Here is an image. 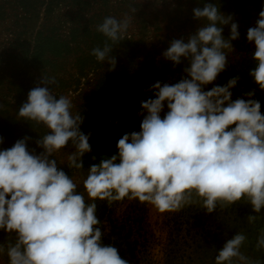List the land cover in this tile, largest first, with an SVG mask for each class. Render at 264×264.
Here are the masks:
<instances>
[{
  "label": "clouds",
  "instance_id": "1",
  "mask_svg": "<svg viewBox=\"0 0 264 264\" xmlns=\"http://www.w3.org/2000/svg\"><path fill=\"white\" fill-rule=\"evenodd\" d=\"M193 11L195 18L206 21L204 26L187 43L173 40L163 53L174 65L188 59L186 75L175 84L150 85L146 91L155 98L140 102V131L124 134L110 157L97 161L93 156L85 168L91 133L81 130L84 117L74 111L72 100L66 95L57 99L48 87L29 92L19 117L50 131L36 142L44 150L39 155L29 152L30 137L0 150V231L6 233L0 257L6 256L7 264H129L117 247L104 243L107 229L97 214L98 202L112 207L137 201L161 214L194 205L208 214L221 213L242 202L256 213L246 217L250 225L264 218V113L255 98L257 89L233 99L240 74L222 86L214 84L227 70L239 26L213 4ZM259 17L247 31L248 41L255 43V65L248 77L264 93V10ZM130 23L128 17L108 16L97 26L107 38L103 47L92 49L97 61L115 68L117 61L109 54L125 38ZM228 24L231 34L225 39L218 25ZM43 83L57 80L45 76ZM209 84L214 86L205 90ZM165 105L168 111L162 118ZM69 143L74 151L65 153ZM61 153L71 177L50 159ZM247 241L244 232H237L216 255L215 264H253L241 251ZM256 241V250L264 249V228Z\"/></svg>",
  "mask_w": 264,
  "mask_h": 264
},
{
  "label": "trees",
  "instance_id": "2",
  "mask_svg": "<svg viewBox=\"0 0 264 264\" xmlns=\"http://www.w3.org/2000/svg\"><path fill=\"white\" fill-rule=\"evenodd\" d=\"M206 4L217 6L221 14L232 16V22L239 26L240 36L231 41L234 51L228 57L227 70L221 73L224 80L219 83L240 74L242 79L233 89L235 94L233 99L241 96L243 92L256 88L255 98L260 100L261 112L264 113V93L248 77V69L255 65L251 58V54L255 51V43L247 39V31L250 28L248 24L255 15L264 10V0H0V29L4 32V35H0V96L8 99L5 103L14 107V114L17 116L15 118V115L11 116L8 113L6 116L0 114V137H3L0 150L11 148L18 140L25 137H30L31 140L37 135L30 128L29 121L19 117V110L26 103L25 97L30 81L33 80L35 87L48 86L49 90H54L56 93L54 96L58 99L57 95L61 90L69 89L72 81L76 83L79 76H74L71 72L66 79L56 76V72L67 68L66 66L73 69L77 75L87 72L88 66L94 63L92 49L97 46L103 47L107 40L97 31V26L105 17L112 16L118 20L130 18V25L134 24L138 36L147 30L145 24L152 21L156 30L168 28L173 31L187 29L197 32L206 21L195 18L193 10L203 9ZM163 21L164 25H162ZM218 26L223 28L222 34H224L227 25ZM132 27L128 28L123 40L112 46V48H123L127 52L128 60H132L134 50L141 51L153 46V43L148 44L142 39H135L137 35L131 31ZM230 29L231 27L225 32L227 39L231 34ZM36 71L40 73L32 78L30 73ZM109 74V76L97 77L91 96H86L89 103L83 104L82 113L86 112L85 108L90 104L103 106L101 101H104L109 94L106 83L113 82L110 80L113 69ZM45 76H54L57 84H44ZM103 94L105 95L102 96ZM87 118L86 116L84 120L86 121ZM90 132L92 133L90 140L106 143L107 148L83 159L85 168L93 163V156L99 161L103 155L110 157L116 154L118 140L128 133L107 126L102 128L101 125H95V129ZM137 204V201H129L122 215L116 218L112 216L114 205L108 207L106 202H98L97 214L105 222L107 229V236L103 240L105 244L111 243L117 247L121 257L129 260V264H151V258L146 260L147 255L150 254L151 235L145 225L142 208ZM193 212L202 215L207 213L206 210L194 205L181 212L168 214V218L164 219L170 237L168 236V242L163 247L162 264H215L216 253L213 252L215 247H220L215 238L217 234L208 235L202 232L207 230L210 222L206 224V221H202L201 225H198V230L205 239H202L201 243L195 242V246L191 244L194 249L192 252L185 253L189 248L183 249L184 246L175 247L177 244L176 236L173 235L175 227L180 221L186 224L187 215ZM216 213H219L214 219L216 227L225 225L222 220L224 214L228 215V218L231 214L233 220L241 222L242 225L246 222L248 241L241 251L247 250L245 255L253 264L256 261L264 264V249L257 251L254 245L257 243L259 230L264 228V218L258 220L255 225H250L246 217L256 213L252 211L250 204L242 202L233 205L232 209L221 213L217 210ZM261 215H264V209ZM199 220L200 217L197 219L198 223ZM3 236L5 232L0 231V242L4 241L1 238Z\"/></svg>",
  "mask_w": 264,
  "mask_h": 264
},
{
  "label": "rangeland",
  "instance_id": "3",
  "mask_svg": "<svg viewBox=\"0 0 264 264\" xmlns=\"http://www.w3.org/2000/svg\"><path fill=\"white\" fill-rule=\"evenodd\" d=\"M259 18V14L255 15L250 20L248 27H255L256 21ZM153 22L154 21L145 24L147 30L144 32V34H140L141 36H138L139 34L136 33L137 29L135 28L134 24L130 25L133 26L131 28V31L137 35L135 39H142L148 44L153 43V46H151L152 48L150 49L145 48L141 51L134 50V55L131 58L132 60H128L127 52H125L123 48L114 47L109 54L117 61L114 69L107 61L99 62L94 57V63L88 66L87 72L83 75H77L75 71L69 66H66L67 68H63L62 70L56 72V76L66 79H68V73L71 72L74 73V76H79L76 83L73 80L70 88L61 90L57 97L59 99L60 95L68 96L72 100L74 111H79L84 118L86 116L88 117L86 121L84 120L83 124L81 125V130L85 134H88L91 130H94L95 125H101L102 128L104 126L112 127L122 132L128 133L133 131H140V123L143 119V117L139 115L142 110L140 102L142 100H147L149 97L155 98L153 92L146 91L147 89H149L150 85L158 81L161 83L175 84L186 75L184 69L186 67H190V62L188 59L182 58V63H180L179 65H174L172 61L164 57L163 53L171 46V42L173 40L183 39L184 42L187 43L190 36L194 35L196 32L187 29L185 31H173L172 29L168 28L156 30L155 25L152 24ZM162 25H164V21L162 22ZM229 27H231V24H228L224 28L225 31L222 35L225 39H227L225 32ZM0 35H4V32L1 29ZM231 55L232 53H230L228 57H230ZM112 69L113 74L111 75L110 80H112L113 82H104V84L106 83V89L109 94L106 95L107 98L104 101H101L103 106H95V103H93L90 104L89 107L85 108L86 112L82 113V110L84 109L83 104L89 103L88 100H86V96H91V90H93L94 88L97 77H99V75L109 76V72ZM39 73V71L31 72L30 76L34 78ZM221 80L224 79L220 74L214 84L222 86L227 83V81L219 83V81ZM214 84L207 85L205 87V90H210L214 86ZM35 86L36 85H34L33 80L30 81V84L28 85V92L25 97L26 102L28 100L29 92L33 88H35ZM50 91L53 95H56L54 90ZM104 95L105 94H103L102 96ZM234 96L235 94L233 92V97ZM5 101H8V99H4L2 96H0V114L6 116V114L8 113L11 116L15 115V118H17L16 114H14V107L6 104ZM167 111L168 109L165 105L164 112L161 113L162 118L164 113H166ZM92 112H94L93 115ZM28 123L30 125V128H32L37 135L33 136L31 140H27V148L30 153L32 152V150H35V154L39 155L44 150L38 147L36 142L50 130H47L42 124L37 125L32 121H29ZM89 142L92 146V152L85 154L83 159L93 155V153L101 152L102 150H105L107 148L106 143H101L98 140L96 141L93 139V141L89 140ZM63 151L65 153H69L71 151H74V149L69 143V145L66 146ZM105 156L106 155H103V157ZM50 159H56L58 167L63 169L70 177L72 176V170L67 167L66 154L61 153L58 157L52 156L50 157ZM60 161L65 163L61 164ZM81 190H83L82 185ZM128 202L129 201H124L115 204L113 207L112 216L116 218L120 217ZM137 205L142 208V215L144 216L145 220L144 222L151 235L149 237L151 249L150 254L147 255L146 260L148 258H151V264H162L163 247L168 242V236L170 237V235L167 234V228L164 222V219L168 218V214H161L150 205L140 204L139 202ZM218 215L219 213L216 212L212 214L205 213L204 215L193 212L187 215L186 224L180 221V223L182 222V224L178 223V226L175 227V233H173V235L176 236L175 240L177 244L175 245V247L181 248L182 246H184L183 249L187 250V248H189L185 253H187L188 251L192 252V250L194 249L190 245L196 244L195 242L201 243L202 239H205L200 234V230H198V225H201L202 221H206V224L210 222L209 225H207V230H204L202 232L205 234L208 233V235L216 233L217 235L215 238L217 239L218 246L220 247H223L226 241L231 239L237 232H244L246 234V222H244L242 225L241 222L234 221L231 214H229V218L226 214L222 215V220L225 222V225H222V227H216L214 219H216ZM198 217H200L199 223L197 222ZM185 227L188 230H186ZM1 238L5 239L6 233L5 236ZM220 247H215V252H213V254L216 253L215 257L222 249ZM242 252L247 254V250H242ZM0 264H7L6 256L0 257Z\"/></svg>",
  "mask_w": 264,
  "mask_h": 264
}]
</instances>
